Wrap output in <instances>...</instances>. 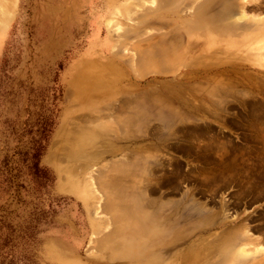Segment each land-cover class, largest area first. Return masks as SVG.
I'll return each mask as SVG.
<instances>
[{"label":"rangeland","instance_id":"obj_1","mask_svg":"<svg viewBox=\"0 0 264 264\" xmlns=\"http://www.w3.org/2000/svg\"><path fill=\"white\" fill-rule=\"evenodd\" d=\"M263 238L264 0H0V264H264Z\"/></svg>","mask_w":264,"mask_h":264},{"label":"bare ground","instance_id":"obj_2","mask_svg":"<svg viewBox=\"0 0 264 264\" xmlns=\"http://www.w3.org/2000/svg\"><path fill=\"white\" fill-rule=\"evenodd\" d=\"M247 4V3H246ZM261 5V4H260ZM262 6V5H261ZM254 8V7H253ZM246 9H247V7H246ZM250 10V9H249ZM129 14V13H128ZM114 19H111V18H109L107 21H106V23H114ZM102 25V24H101ZM111 25V24H110ZM99 32H100V29L99 28H95L94 29V32H93V35H92V37H91V42L93 43V45L91 46V48H93V47H95V45H97L100 49H102V51H105V47H104V44H103V41L101 40V38L99 37ZM173 38V37H172ZM181 41V40H180ZM252 41V40H251ZM176 42V41H175ZM227 43L230 45V46H232V47H234V46H236L237 47V45L239 44V41L237 40V39H229L228 41H227ZM118 45V44H117ZM160 50V49H159ZM158 51V50H157ZM143 53V52H142ZM79 56V55H78ZM86 56H87V59H92L94 56H96L95 55V52H93V51H91V50H87L86 51ZM143 56V55H142ZM148 56V55H147ZM85 58V57H84ZM81 60V59H80ZM138 60V59H137ZM164 61V60H163ZM138 62V61H137ZM143 62H144V60H143ZM137 64V63H136ZM143 66V65H142ZM162 71V70H161ZM115 112V111H114ZM171 126V124L169 123L168 124V127H170ZM125 131V130H124ZM173 130L171 129L170 130V132H169V136H172L171 134H173ZM121 133V132H120ZM147 134H148V132H147ZM146 137H148V135L146 136L145 135V139H147ZM129 140V139H128ZM144 140V139H143ZM194 140V139H193ZM192 140V141H193ZM126 141V140H125ZM153 147V146H152ZM145 159H146V162L144 163V166H143V168H144V170H146V172H150L151 173V171H155V170H157L158 168H160L161 167V162H160V160L158 159L159 158V156L157 155V154H152V155H149V156H147V157H144ZM149 160V161H148ZM153 173V172H152ZM149 174V173H148ZM154 174V173H153ZM166 175V174H165ZM147 177V176H146ZM154 177H156V174L154 175ZM153 177V178H154ZM148 178V177H147ZM146 179V178H145ZM149 179H150V177H149ZM155 179V178H154ZM153 179V180H154ZM93 180V179H92ZM158 180V179H157ZM161 180V179H160ZM150 182V181H149ZM158 182V181H157ZM158 185V184H157ZM147 191V190H146ZM85 200H86V198H85ZM153 202V201H152ZM151 201H148V204H149V206H153V204L154 203H152ZM114 206V205H113ZM86 207L88 208L89 206L88 205H86ZM216 212V211H215ZM215 212L213 213V214H215ZM215 215H217V214H215ZM212 216H214V215H212ZM211 216V219H214L215 217H217V216H215V217H212ZM211 219H209V220H211ZM215 221V220H214ZM214 221H207V223L208 222H210V224H211V222H212V224H213V222ZM235 222H237V221H233V222H229V224H232V223H235ZM210 224H209V226H210ZM100 225V224H99ZM236 226V225H235ZM239 226V225H238ZM96 227H98V226H96ZM230 227V226H229ZM228 227V228H229ZM234 227V226H233ZM235 229H236V227H235ZM239 229H241L243 232H247V235L246 236H244L243 238H241L240 239V237L238 236V234H236L235 233V237L238 239V240H240V242L242 241V242H248V244L249 243H251V244H254V246H256L255 244H260V243H262L263 241H262V239L261 238H256V239H253L252 238V235H248V234H250V229H249V227L247 226V225H244L242 228H241V225H240V228ZM98 230V229H97ZM227 230V229H226ZM237 230H238V228H237ZM231 232V231H230ZM227 233V232H226ZM241 233V232H240ZM251 233H252V231H251ZM252 234H254V233H252ZM226 236V235H225ZM255 236V235H254ZM217 237V236H216ZM214 240V239H213ZM263 240H264V238H263ZM216 241H218L217 239H216ZM220 241V240H219ZM218 241V242H219ZM92 242V241H91ZM215 242V241H214ZM222 245V244H221ZM91 246V245H90ZM248 249V248H247ZM253 249V248H252ZM259 251V250H258ZM240 254H246V253H249V252H247V250H246V245H245V247L244 248H242L241 250H240V252H239ZM255 253V252H254ZM259 254V253H258ZM243 256V255H242Z\"/></svg>","mask_w":264,"mask_h":264},{"label":"trees","instance_id":"obj_3","mask_svg":"<svg viewBox=\"0 0 264 264\" xmlns=\"http://www.w3.org/2000/svg\"><path fill=\"white\" fill-rule=\"evenodd\" d=\"M46 142L47 137L44 135L42 138L36 142L35 148L33 149L32 157H31V165L30 171L32 176L40 182L43 186L48 182L53 181V177L48 170V168L41 166V160L46 152Z\"/></svg>","mask_w":264,"mask_h":264}]
</instances>
